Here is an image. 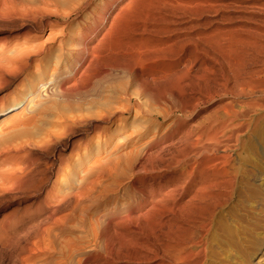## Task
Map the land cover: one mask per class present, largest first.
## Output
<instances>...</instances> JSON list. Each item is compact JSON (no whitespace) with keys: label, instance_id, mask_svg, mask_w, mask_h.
<instances>
[{"label":"rangeland","instance_id":"obj_1","mask_svg":"<svg viewBox=\"0 0 264 264\" xmlns=\"http://www.w3.org/2000/svg\"><path fill=\"white\" fill-rule=\"evenodd\" d=\"M262 70L264 0H0V264H264Z\"/></svg>","mask_w":264,"mask_h":264},{"label":"bare ground","instance_id":"obj_2","mask_svg":"<svg viewBox=\"0 0 264 264\" xmlns=\"http://www.w3.org/2000/svg\"><path fill=\"white\" fill-rule=\"evenodd\" d=\"M109 27H110V26H109ZM259 72H264V71L262 70V71H259ZM257 73H258V72H257ZM257 73H256L257 77L261 75V74L258 75ZM262 74H264V73H262ZM250 79H252V78H250ZM252 80H253V79H252ZM248 82H252V81L249 80ZM248 82H245V90H246V89H250V88H248V87L246 88V85H247L246 83H248ZM243 83H244V82H243ZM255 83L258 85L257 82H255ZM250 84H251V83H248V86H250ZM259 84H261V83H259ZM253 85H254V84H251L250 87L252 88ZM263 85H264V84H262V86H263ZM255 86H256V85H255ZM255 86H254L255 89L252 88L253 91L256 90V89H258L257 86H256V87H255ZM259 86H260L259 88H261V93H262V90H263V92H264V89H262V88H264V86H263V87H261V85H259ZM241 88L244 89L243 87H241ZM252 89H251V90H252ZM259 90H260V89H259ZM248 91H250V90H248ZM256 91H257V90H256ZM256 91H255V92H256ZM257 92L260 93V91H257ZM256 104H257V103H256ZM251 105H252V102H251ZM260 107H261V106H260ZM254 109H255L254 107H253V108L251 107L252 112L255 111ZM257 109H258V108H257ZM232 112H233V111H232ZM235 112H236V111H235ZM247 112H248V111H246L245 113H247ZM250 112H251V111H250ZM225 113H228V112H225ZM229 113H230V112H229ZM229 113H228V115H229ZM237 113H238V112H237ZM233 114H236V113H232V115H233ZM239 114H241V113H239ZM239 114H238V115H239ZM243 114H244V112H243ZM243 114H242V115H243ZM252 114H253V113H252ZM252 114H251V115H252ZM236 115H237V114H236ZM236 115H235V116H236ZM238 115H237V116H238ZM244 115H245V114H244ZM244 115H243V116H244ZM226 116H227V115H226ZM237 116H236V117H237ZM245 116H246L247 118H251V117H248V116H250V115H248V116L245 115ZM229 117H230V116H229ZM232 117H234V116H232ZM232 117H231V118H232ZM237 118H238V117H237ZM243 118H244V117H243ZM243 118H241V119L243 120ZM255 118H256V117H255ZM234 119H235V118H234ZM241 119H239V120H241ZM252 119H253V118H252ZM227 120H228V119H227ZM227 120H226V121H227ZM246 120H248V119H246ZM230 121H231V119H230ZM230 121H229V122H230ZM234 121H236V120H234ZM254 121H255V120H254ZM241 122H242V121H241ZM245 122H246V121H245V119H244V123H245ZM225 123H226V122H225ZM236 123H237V121H236ZM236 123L234 124V125H235V126H234V127H235V130H236V127L239 125V124L236 125ZM238 123H239V122H238ZM244 123L242 122V124H244ZM247 123H248V122H247ZM220 124H221V123H220ZM220 124H218L217 126H219ZM229 124H230V123H227V126H229ZM232 124H233V123H232ZM248 124H250V123H248ZM248 124H247V125H248ZM221 125H222V124H221ZM244 125H245V124H244ZM244 125H243L242 128L245 127ZM217 126H216V128H217ZM227 126H224V125H223L224 128L227 127ZM223 127H221V128H223ZM229 127H230V126H229ZM231 127L233 128V126H231ZM231 127H230V130H231ZM240 127H241V126H240ZM240 127H239V128H240ZM221 128H220V129H221ZM245 128H246V127H245ZM247 128H248V127H247ZM218 129H219V128H218ZM218 129H217V130H218ZM225 130H226V129H225ZM232 130H233V129H232ZM240 130H241V129H240ZM246 130H247V129H246ZM208 131H209V130H208ZM210 132H211V130H210ZM210 132H208V133H210ZM215 132H216V131H215ZM215 132H214V134H215ZM218 132H219V130H218ZM220 132H222V131H220ZM220 132H219V134H220ZM226 132H227V131H226ZM204 133H205V132H204ZM204 133H203V134H204ZM235 133H236V132H235ZM212 134H213V133H212ZM214 134L212 135L213 137L215 136ZM216 134H218V133H216ZM237 134H238V133H237ZM237 134H236V135H237ZM207 135H208V134H207ZM222 135H224V133H222ZM222 135H221V136H222ZM205 137H207V136H205ZM208 137H210V134H209ZM218 137H219V136H218ZM224 137H225V136H224ZM227 137H228V136H227ZM231 137L233 138L232 134H231ZM215 138H217V137L215 136V137H214V140H215ZM228 138H229V137H228ZM228 138H226L227 141H226L225 139H224V141L228 142V141L230 140V138H229V139H228ZM236 138H237V137H236ZM197 139H198V138H197ZM206 139H207V142H208V138H206ZM206 139H205V140H206ZM210 139H211V138H210ZM212 139H213V138H212ZM217 139H218V138H217ZM217 139H216V141H217ZM219 139H220V137H219ZM219 139H218V142L220 141ZM200 140H201V139H200ZM200 140L198 139V141H200ZM207 142H206V143H207ZM212 142H213V141H212ZM212 142H211V143H212ZM218 142H215V143H218ZM226 142H221V141H220V142H219V145H220L221 143L224 144V143H226ZM198 143H199V142H198ZM200 144H201V143H200ZM195 145H196V142H195ZM195 145L193 144V146H195ZM211 145H212V144H211ZM202 146H203V145H202ZM213 146H214V145H213ZM215 146L218 147V144L215 145ZM190 147H191V146H190ZM195 148H197V147H195ZM203 148H205V145H204ZM200 149H202V148H200ZM214 149H215V148H214ZM223 149H224V148H223ZM206 150H208V149H206ZM211 150H212V149H211ZM199 152H200V151H199ZM205 153H206V152H204V154H205ZM199 154H200V153H199ZM202 155H203V153H201V156H202ZM196 156H197V155H196ZM205 157H206V156H205ZM214 157H216V156H214ZM222 157H223V155H222ZM222 157L220 156V158H222ZM227 157H228V156H227ZM227 157H226V158H227ZM196 158H198V157H196ZM200 158H201V157H200ZM216 158H217L216 160H219V159H220V158L218 159V157H216ZM226 158H225V156H224V159H226ZM198 159H199V158H198ZM202 159H203V158H201L200 160L202 161ZM214 159H215V158H214ZM224 159H223V160H224ZM227 159H228V158H227ZM196 160H197V159H196ZM200 160H199V161H200ZM204 160H205V159H204ZM207 160H208V158H207ZM209 160H210V159H209ZM196 162H197V161H196ZM196 162H195V163H196ZM210 162H212V160H211ZM202 163H203V161H202ZM222 163H223V162H222ZM198 164H199V163H198ZM200 164H201V163H200ZM195 165H196V164H195ZM196 166H197V165H196ZM199 166H200V165H199ZM224 166H226V165H224ZM200 167L203 168V164H202V166H200ZM204 167H206V166L204 165ZM226 167H227V166H226ZM226 167H224L223 169H226ZM196 168H197V167H196ZM202 168H201V169H202ZM206 168H207V167H206ZM213 168H214V167H213ZM221 168H222V167H221ZM194 169H195V168H194ZM208 169H209V168H208ZM210 169H211V168H210ZM214 169L216 170V168H214ZM223 169H222V170H223ZM229 169L231 170V168H229ZM192 170H193V169H192ZM196 170H197V169H196ZM199 170H200V169H199ZM204 170H206V169L204 168ZM218 170H219V169H218ZM220 170H221V169H220ZM226 170L228 171V169H226ZM200 171H201V170H200ZM200 171H198V173H199ZM207 171H208V170H207ZM196 172H197V171H196ZM210 172H212V171H209V173H210ZM219 172H220V171H219ZM191 173H193V171H192ZM201 173H202V171H201ZM203 173H204V175H205V171H203ZM222 173H223V172H222ZM228 173H229V172H228ZM231 173H232V172H231ZM210 174H211V173H210ZM213 174H214V172H213ZM224 174H227V172L224 171ZM224 174H223V175H224ZM189 175H190V172H189ZM194 175H195V174H194ZM197 175H198V174H197ZM220 175H221V172H220ZM223 175H222V176H223ZM231 175H232V174H231ZM231 175H230V176H231ZM205 176H206V175H205ZM212 176H214V175H212ZM202 177H203V176H202ZM208 177H209V175H208ZM224 177H225V176H224ZM200 178H201V177H200ZM205 178H206V177H205ZM203 179H204V178H203Z\"/></svg>","mask_w":264,"mask_h":264}]
</instances>
